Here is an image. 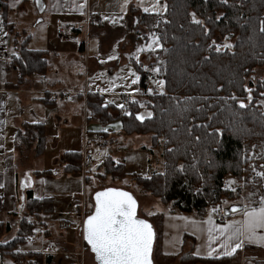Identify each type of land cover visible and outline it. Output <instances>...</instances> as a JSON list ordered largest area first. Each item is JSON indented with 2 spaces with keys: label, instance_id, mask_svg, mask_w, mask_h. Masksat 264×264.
I'll list each match as a JSON object with an SVG mask.
<instances>
[{
  "label": "crops",
  "instance_id": "1",
  "mask_svg": "<svg viewBox=\"0 0 264 264\" xmlns=\"http://www.w3.org/2000/svg\"><path fill=\"white\" fill-rule=\"evenodd\" d=\"M2 1L6 4L0 9V193L3 201L0 222L6 225V230L0 236V264H97L95 253L84 239V222L95 208L93 200V207L89 209V180H93V174L102 173L103 168L99 165L95 169L90 165L86 171L82 167L79 173L66 172L63 154L80 151L83 161L85 153L93 152L92 144L98 145L103 139L107 142L109 132L90 129L92 122L99 121L87 104V95L94 92L105 97L108 92L99 88V82L90 84L87 75L85 79L79 77V69L82 66L84 73L91 67L97 69L101 63L98 54L92 50L97 46L102 51L110 50L119 37L117 30L125 32L124 27L127 29L134 26L132 22L135 21L136 14L132 12L137 9L148 13L154 3L143 8L139 4L140 0ZM57 18L75 24L77 30L66 35L57 34ZM110 30H113L112 36L108 35ZM23 38H27V48L46 51L48 68L45 73L34 72L19 85L18 70L11 67L10 62L18 53L17 40ZM160 48L161 46L158 49ZM124 52L122 48L121 61L127 62ZM154 54L151 51L142 52L139 62L136 63L137 68L142 71L139 84L142 78L148 82L158 76L155 72L144 69L155 66ZM118 61L119 59L112 58L107 63L113 66ZM147 71L152 75L148 80L143 75ZM163 85L164 83L155 86L152 90L160 89ZM55 91L67 92V95L50 98ZM153 91L149 90L147 83L146 92L138 91L136 94L139 96L140 93L142 96ZM125 95L127 94L122 95V102ZM105 100L111 103L106 98ZM259 102L264 109V98ZM123 113L128 114L124 111ZM27 125H41L44 128L47 141L40 155L36 154L37 142L32 136L22 144L19 141V134ZM79 126L82 127L83 138L82 143L76 146L67 135L70 127L74 129ZM63 131L67 132L65 136ZM97 132L103 133V139L94 136ZM63 137L65 140H61ZM140 148L149 152V161L152 164L149 170L153 171L151 173L159 172L155 170V163L151 158L153 149L146 144H142ZM105 157L124 165L121 157L109 154ZM63 183H67L66 188ZM225 183L228 188L233 189L242 184L234 175H227ZM72 184L78 187L74 186L70 196L68 193ZM63 188L66 191L64 202L61 198ZM29 194L37 199L52 198L53 211L29 215ZM136 199L138 203L141 202L137 197ZM237 203L242 209L229 214L225 221L217 220L211 209L207 216L197 217L172 212L169 208L159 210L153 206V210H159L161 214L160 232L157 223L139 215V203L137 215L147 220L155 229L153 264L157 259L160 263L168 264L164 258L181 257L190 251L198 257L219 259L220 263L226 264H233V261L234 264L264 263V242L245 239L241 247L236 248L232 255L226 256L222 254V245L227 242L231 250L237 243L235 238L229 241L228 233L221 235L215 231L213 235L217 239H208L210 226L223 227L243 221L246 209L259 208L262 202L256 206L245 205L247 202ZM25 217L32 221L33 228L42 227L44 235L30 243L24 240L25 243L14 245L12 250L4 249L3 245L16 236ZM257 232L258 236H264V229H258ZM209 245L215 250L212 256L207 254ZM247 246L256 248L249 250ZM88 253L93 255L95 263H91ZM233 255L236 256L233 258Z\"/></svg>",
  "mask_w": 264,
  "mask_h": 264
},
{
  "label": "trees",
  "instance_id": "2",
  "mask_svg": "<svg viewBox=\"0 0 264 264\" xmlns=\"http://www.w3.org/2000/svg\"><path fill=\"white\" fill-rule=\"evenodd\" d=\"M166 1L167 12L162 16L137 9L132 12L139 13L138 21L162 42L154 65L164 85L143 100L153 115L144 121L136 117L142 100L131 101L128 114L100 93H89L87 104L101 124L121 118L126 133L150 134L153 146L162 139L164 172L132 176L143 191L169 204L172 212L205 217L211 204L235 198L244 190L249 201L245 205L256 206L264 195V109L259 102L264 98V77L255 76L264 65V0ZM5 4L0 0V9ZM193 14L202 23H195ZM229 32L234 36L233 48L217 50L216 40ZM26 42L27 38L17 40L18 53L10 62L18 70L19 85L34 72L45 73L48 68L46 51L29 49ZM140 88L144 93L147 90L143 78ZM30 136L37 142L36 154H42L47 141L44 128L27 125L19 134L20 143ZM63 162L66 172L82 171L80 151L65 152ZM100 167L104 176L128 175L124 165L110 157ZM256 169L261 174L254 173ZM227 174L242 181L243 187L233 192L227 189ZM28 200L29 215L53 211L52 198L29 194ZM160 224L158 214V232ZM32 229V221L25 217L16 236L3 248L12 250ZM5 230L0 222V236ZM176 259L187 264H226L192 251L163 260Z\"/></svg>",
  "mask_w": 264,
  "mask_h": 264
},
{
  "label": "rangeland",
  "instance_id": "3",
  "mask_svg": "<svg viewBox=\"0 0 264 264\" xmlns=\"http://www.w3.org/2000/svg\"><path fill=\"white\" fill-rule=\"evenodd\" d=\"M141 6L143 8H148L149 4L154 3V7L149 9L148 13H152L155 15L162 16L167 12V1L166 0H156V3L154 0H140L139 1ZM141 11V10H139ZM136 14V19L134 22V26L127 27L129 28H123L125 32H122L121 30H117L119 33V37L117 40H115L112 44V47L108 51H102L97 48L93 49L92 52H96L98 54V59L101 65L97 69H93L92 67L89 69L87 73H84L83 67L80 66L79 77L86 78L85 75H87V78L90 79V84H95L96 82L100 83V89L105 90L108 93L105 94V98L110 101L112 104L117 106L118 108L122 109V111L130 113V103H123L122 102V95L124 93L130 94L133 97V100H142V103L140 104L139 109L136 112V117H143V119H139L140 121H144L145 119L151 117L153 115V111L150 107L146 106V103L143 102L145 97L148 95H142L139 93V96H137L136 92L140 91V78H141V70L137 68L136 63L139 62V58L142 52H153L155 53L157 49L162 46V42L159 38V36L153 32H150L144 24H141L138 21V15ZM141 29V32L139 31ZM127 30V31H126ZM147 33V36L145 35ZM231 33V32H229ZM228 34V33H227ZM108 35H113V30H110L108 32ZM224 37V36H223ZM220 39L216 40L219 41ZM123 41V43H120ZM215 42V43H216ZM124 48L125 52L124 55L127 57V62H122V54L121 50ZM155 55V54H154ZM119 59V61L114 64L113 66L108 65L109 59ZM154 62L156 61V55L153 59ZM149 69L151 72H155V74H158L156 78L151 79L148 81V88L150 91H153V87L159 86L162 83H164L163 79L159 75L158 67L155 66H147L144 67V69ZM256 77L263 78L264 77V65L261 67H258L256 70ZM138 78V79H137ZM135 81V82H134ZM111 92V93H110ZM139 97V98H138ZM260 101V100H259ZM90 129H99L103 131L109 132L107 142L103 139L101 140L100 144H92L93 145V152L91 153L93 162H90L88 166H92V168H97L101 162L106 158L107 154L112 156L121 157V159L124 162V167L127 172L130 174L126 177H121L117 174L115 178H112L111 175L104 176V171H102L101 174L95 173L93 174V180L90 179V195L88 196V202L90 206V210L93 207V200H94V194L100 190L104 189L109 186H115L120 188L122 191H130L132 192L138 200H140V207H139V215L147 218L149 220H153L155 223L158 221V214H160V209L169 208V204L163 203L159 198L156 196L146 193L143 191V188L141 186V183L139 180L134 179L132 174L138 173L143 176H150L153 171H150V155L148 151H145L144 149H141L142 144H146L150 146L153 149V161L155 163V170H158L159 172H164L165 166H164V159H163V141L162 139L153 146V140L152 135L150 134H139V133H133L128 134L124 131V123L121 118H114L110 122L106 124H101L100 122H92L90 124ZM114 130L115 132L111 131ZM118 133V134H117ZM63 136L67 134V132L63 131ZM82 127H75L74 129L70 127L69 135L67 137L71 138V141L74 145L78 146V144L82 143ZM103 134V133H102ZM114 135V136H113ZM115 138H117L115 140ZM61 140H65L63 137ZM123 156V157H122ZM83 167V164H82ZM94 169V170H95ZM150 172V173H149ZM254 173L261 174V171L256 169ZM227 175H233V174H227ZM226 175V176H227ZM225 176V177H226ZM253 176V175H252ZM251 176V177H252ZM239 180V179H238ZM240 181V180H239ZM75 183V182H74ZM241 186L233 189L228 188L225 183L224 178V184L227 189L230 191H236L238 188L243 187V182L241 181ZM67 183H63V186L65 185L66 188ZM76 184V183H75ZM69 189L68 195L71 196V192H73L74 184ZM75 187H78L75 186ZM244 190L239 196L235 198H223L221 201L213 203L210 205V209L215 207L216 205H221L223 207H231L234 203L238 204L237 202L242 203H249L246 194ZM66 191L63 188V195H61V198L65 199ZM153 206H156L158 211L153 210ZM93 212L91 211L89 215H91ZM149 213H152V215H149ZM155 213V214H154ZM21 243H25L24 241ZM90 256L91 263H95L93 259V255L91 253H88ZM92 257V258H91ZM154 259V256H153ZM156 261V259H155ZM168 264H187L190 262H184L180 261L179 259L173 260V261H167ZM155 264H163L157 261ZM234 264V261H233ZM264 264V263H261Z\"/></svg>",
  "mask_w": 264,
  "mask_h": 264
},
{
  "label": "snow or ice",
  "instance_id": "4",
  "mask_svg": "<svg viewBox=\"0 0 264 264\" xmlns=\"http://www.w3.org/2000/svg\"><path fill=\"white\" fill-rule=\"evenodd\" d=\"M193 19L197 24L202 23L195 20V14ZM243 106L242 103L241 107ZM212 211L215 212L216 209ZM84 224V239L91 245V250L100 264H153L151 256L155 233L147 220L138 218L137 201L131 193L116 188L97 192L95 210ZM209 224L211 225V218ZM258 229H264V200L259 208L246 209L243 221L223 227L210 226L208 239L209 241L217 239L213 235L215 231L221 235L228 233L229 241L235 238L237 243L231 250L227 242L222 245L224 248L222 254L230 256L236 248L242 246L245 239L264 242V236H258ZM214 251L209 245L207 254L212 256Z\"/></svg>",
  "mask_w": 264,
  "mask_h": 264
},
{
  "label": "built area",
  "instance_id": "5",
  "mask_svg": "<svg viewBox=\"0 0 264 264\" xmlns=\"http://www.w3.org/2000/svg\"><path fill=\"white\" fill-rule=\"evenodd\" d=\"M82 23H84V21H82ZM56 25H57V29H56V32L57 34L59 35H66V34H69V33H74L76 30H77V26L73 23H70V22H67V21H64L60 18H57L56 19ZM225 45H230V47H225ZM215 46L217 49H220V50H229V49H232L233 46H234V36L232 33H228L226 34L221 40L217 41L215 43ZM144 77L148 80L152 77L151 73L150 72H144ZM60 95H67V92H64V91H55L53 94H52V97L50 98H53V99H56L58 98ZM139 95V94H138ZM133 97L130 95V94H127L124 96L123 98V102L125 103H130L132 101ZM2 104V99H1V96H0V106ZM94 136L97 138V139H103V135L102 133H94ZM93 158H92V155L90 153H85L84 156H83V161H82V164H83V170L86 171V169L88 168V165L90 164V162H92ZM216 209L215 212L212 211V209ZM211 209L212 211V214L213 216L219 220V221H225L228 216L226 215L225 213V210L223 208V206L221 205H216L215 207H213ZM45 231L42 227H35L32 229V231L27 234L25 236V241L26 242H33L36 238L44 235ZM31 264H35V263H31Z\"/></svg>",
  "mask_w": 264,
  "mask_h": 264
},
{
  "label": "water",
  "instance_id": "6",
  "mask_svg": "<svg viewBox=\"0 0 264 264\" xmlns=\"http://www.w3.org/2000/svg\"><path fill=\"white\" fill-rule=\"evenodd\" d=\"M108 188H116V189H120V188H117V187H106V188H104V189H100V190H98L97 192H101V191H104L105 189H108ZM121 190V189H120ZM96 192V193H97ZM126 192H129V193H131L132 194V196L135 198V200L137 201V199H136V197H135V195L132 193V192H130V191H126ZM96 193L94 194V200H95V195H96ZM138 207H139V203H138V201H137V211H138ZM240 209H242V206L241 205H238V204H233L231 207H227V208H225L224 210H225V213H226V215L227 216H229V214H231L232 212H235V211H238V210H240ZM94 210H95V208H94ZM94 212V211H93ZM138 213V212H137ZM138 216V215H137ZM138 218H140V219H143V218H141V217H139L138 216ZM152 227H153V225H152ZM153 230H154V233H155V229H154V227H153ZM154 241H155V236H154ZM154 241H153V243H154ZM91 246V245H90ZM151 258H152V256H151ZM97 260V259H96ZM152 261H153V259H152ZM97 264H100V262L97 260Z\"/></svg>",
  "mask_w": 264,
  "mask_h": 264
}]
</instances>
